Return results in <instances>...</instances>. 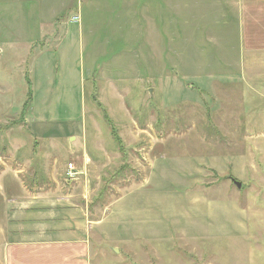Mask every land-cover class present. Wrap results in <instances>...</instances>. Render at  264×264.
<instances>
[{"label":"rangeland","instance_id":"1","mask_svg":"<svg viewBox=\"0 0 264 264\" xmlns=\"http://www.w3.org/2000/svg\"><path fill=\"white\" fill-rule=\"evenodd\" d=\"M99 3L98 11L89 0H70L71 8L60 12L64 26L56 29L31 20L34 12L50 19L46 11L21 9L34 3L0 0V183L12 158L9 149L23 147L26 157L36 150L35 139L40 147L35 165L51 168L57 157L67 166L73 156L63 146L75 141L55 148L53 141L83 124L79 146H87L91 156L96 147L105 148L109 156L98 183L88 188L82 212L84 236L98 262L264 264V73L254 83L253 71L244 67L232 80L214 78L201 90L185 71L190 59L179 57L192 55L188 48L216 56L215 27L205 24L221 23L231 32L235 11L184 10L181 17L171 16L167 36L157 39L169 45L168 71L147 79V71L161 65L146 66L142 3L134 10ZM222 12L226 18L219 22ZM135 20L144 24L134 40ZM53 29L61 46L42 36ZM195 30L200 33L191 44L187 38ZM97 99L116 125L121 146ZM81 188L75 193L83 194ZM1 224L0 208V264H5Z\"/></svg>","mask_w":264,"mask_h":264},{"label":"crops","instance_id":"2","mask_svg":"<svg viewBox=\"0 0 264 264\" xmlns=\"http://www.w3.org/2000/svg\"><path fill=\"white\" fill-rule=\"evenodd\" d=\"M23 1L26 4L27 2L34 3L33 5L35 6L27 8L24 6L21 9L42 11L41 14L46 11L50 15V19H44L38 13H32L33 17L31 20L38 19L37 25L46 27L56 28L57 25L62 26L61 18L63 14L61 13H65L71 8L69 7L70 0H60L58 4L55 3L56 0ZM89 1H91L93 10L98 9L99 11L101 4H103L99 3V0ZM101 1L125 4V8L133 10L136 9V3H142L140 8L141 11H144L145 22L147 21L145 26L147 44L149 45V52L146 55V66L152 65L151 62H154V65H161H155L156 67L153 71H147V79L154 75L157 78L159 74H164L168 71L165 64L170 65L169 45L161 41L157 43V39L161 38L162 40V37L167 36L171 16L172 18L181 17V13L184 10H190V12L195 14L202 9L210 11L211 8L215 9V11L218 10L217 14L221 11L233 10L238 21L234 29H231L232 25L230 26L232 33L222 28L221 23H217V26L212 23L205 24L206 26L215 27L213 31H216V34L213 37V41L217 40L216 43L214 42V48L216 56L218 55L219 57L218 60L213 55L203 56L194 48L184 49L190 51L192 55H186L183 58L182 54L179 57L186 60L190 59L187 62L190 70L185 71L194 75L195 83L201 90L207 89L203 86L204 83H209L218 77H223L226 81L232 80L231 75L244 73L245 68L248 73L250 70L253 71L251 73L253 78L250 81L254 82L256 76H259V81L261 80L260 75L264 73V0ZM155 13L159 14L158 21L155 20ZM222 18H226L223 12L218 21L222 22ZM143 24L136 20L132 24L131 34H133L134 40L135 37L141 36ZM148 27L150 28L149 34L147 33ZM56 29L46 31L42 36L52 46H54L53 43L61 46L59 44L61 42L58 39L60 35L57 34ZM199 33L196 30L193 31L191 34L192 38H187V42L192 44L191 41ZM228 37H232V39ZM207 43L210 44L209 41ZM150 52H156V58ZM167 56L169 58H166ZM130 59H133V56ZM154 60H156V63ZM203 60L205 61L204 64H202ZM245 62H248V64L245 65ZM93 99H95V95ZM96 103L102 106L98 99ZM25 114L28 117L30 115L27 112ZM105 122H107L106 119ZM84 128L85 126L82 124L81 129L77 131L70 129L69 133L62 137L63 139L53 141L52 147L54 148L58 144L63 143L65 145V141H75L73 145L63 146L71 154L70 156H73L67 162V166H65V162H63V165L62 162L60 164V159L57 157H54L51 168L47 167L48 163L35 165L36 150L40 148H38L39 139H35V142L38 141L35 146L36 150L34 148L30 150L26 157L24 156L25 153H23V147H16L13 150L9 149L8 153L12 158L7 162V165L2 163L6 167L3 169V179L2 183H0L1 229L7 235L5 264H121V261L117 260L98 262L96 259L99 255L91 253L88 239L84 236L86 227L83 223L82 212L83 206H86L88 188L89 190L92 188V182L98 183L97 179L100 171L105 170L104 165L106 160L109 159L108 151L105 148L99 149V147H96L97 154L91 156L87 151V146L84 149L79 146L78 143L85 134ZM31 137L33 138L34 136L31 135ZM6 150L3 149L2 152H6ZM70 163L74 165V168L79 173L74 178L68 176V165ZM45 169L49 171H45ZM95 171L98 172L95 173ZM82 186L84 189L81 188ZM79 188L83 190V194H81V190H79V193H75Z\"/></svg>","mask_w":264,"mask_h":264},{"label":"trees","instance_id":"3","mask_svg":"<svg viewBox=\"0 0 264 264\" xmlns=\"http://www.w3.org/2000/svg\"><path fill=\"white\" fill-rule=\"evenodd\" d=\"M98 106L100 108H102V111H103V115L105 116V119L107 121V126L109 127L110 129V132H111V135H112V138L114 140V142L116 144H118V146H121L122 145V139H121V136L118 132V129L116 127V125L113 123V121L108 117L107 113L105 112V110L103 109V106H101L100 104H98Z\"/></svg>","mask_w":264,"mask_h":264},{"label":"built area","instance_id":"4","mask_svg":"<svg viewBox=\"0 0 264 264\" xmlns=\"http://www.w3.org/2000/svg\"><path fill=\"white\" fill-rule=\"evenodd\" d=\"M68 169H69V173H68V176L70 178H74L76 177L79 173L76 171V169L74 168V165L72 163H70L68 165Z\"/></svg>","mask_w":264,"mask_h":264},{"label":"water","instance_id":"5","mask_svg":"<svg viewBox=\"0 0 264 264\" xmlns=\"http://www.w3.org/2000/svg\"><path fill=\"white\" fill-rule=\"evenodd\" d=\"M232 182L237 185V187L240 189L242 187V184L240 182H237L235 179H232ZM116 253H119V250H115Z\"/></svg>","mask_w":264,"mask_h":264}]
</instances>
